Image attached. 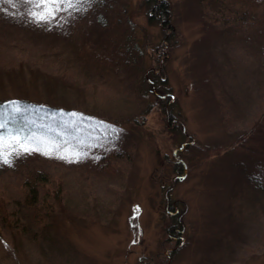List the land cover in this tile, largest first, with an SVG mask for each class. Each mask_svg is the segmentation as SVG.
Segmentation results:
<instances>
[{
    "label": "rangeland",
    "instance_id": "1",
    "mask_svg": "<svg viewBox=\"0 0 264 264\" xmlns=\"http://www.w3.org/2000/svg\"><path fill=\"white\" fill-rule=\"evenodd\" d=\"M214 1L0 0V103L96 115L72 122L87 136L61 163L13 152L17 169H56L63 203L46 234L8 232L0 264H264V16L253 42L220 23L249 0ZM161 2L157 20L146 3Z\"/></svg>",
    "mask_w": 264,
    "mask_h": 264
},
{
    "label": "trees",
    "instance_id": "2",
    "mask_svg": "<svg viewBox=\"0 0 264 264\" xmlns=\"http://www.w3.org/2000/svg\"><path fill=\"white\" fill-rule=\"evenodd\" d=\"M209 0H201L200 3L203 7L207 6ZM224 0H216V6ZM156 2V0H155ZM247 10L236 9L230 3L229 9L225 10L224 20H220V23L227 26L230 23V26L233 25L236 29L247 30L252 36V40L256 39L254 35L257 34L258 22H261L264 18V1L257 2L255 0L248 1ZM253 3H257L253 5ZM147 7L150 9L149 12L154 11L156 19L158 17H168L170 16L169 6L167 3H146ZM263 17V18H262ZM149 19L152 17L148 16ZM264 20V19H263ZM258 21V22H257ZM253 27H256L254 31ZM264 33L263 25L259 29V33ZM258 33V34H259ZM255 38V39H254ZM263 56L264 55H260ZM153 78V82H154ZM153 86V84H152ZM151 85L149 87H152ZM147 92V91H146ZM164 90L157 91V97L163 98ZM18 103V104H17ZM162 105L164 108L167 106V103L162 100ZM21 109L24 116V119H20L16 123H10L6 125L5 129H0V134L7 135L9 132L15 133L17 130L21 132V135L27 136L35 133L36 136L41 137L44 140H47L52 146V152L50 155L43 154L42 151L30 152V159L36 158L39 156L44 157L45 160L59 162L61 163L62 159L60 158L62 154L56 152L57 147H62L63 144H71L76 141H82L86 138L85 129L80 127H74L73 121L76 123H82L85 126L95 124L93 118H96V115H91L81 111L79 113L80 117L73 115L74 109L67 108L61 104H49L46 101H27L25 98L17 99L16 101H5L0 103V115L12 111L14 109ZM51 116V119L46 118L42 119V116ZM4 116V115H3ZM93 117V118H92ZM264 122V113L261 118L254 125L262 126ZM77 125V124H76ZM253 126V127H254ZM264 128V125L262 126ZM82 130V135L77 137V132ZM35 147L43 148V145L39 144L36 140L30 141ZM262 146H259L258 149L260 152H263V149H260ZM22 153V152H21ZM20 153V154H21ZM17 158V153L15 154ZM13 152L9 156L10 164L3 163L0 161V175L7 173H18L16 181L20 185L18 188V194L8 193L6 196L0 194V241L4 240V236L9 232L11 237H15L17 234H22L28 236L29 238L36 236L37 234H46L48 228L52 225L54 215L57 213L58 208H61L63 203V183L60 181V178L53 173H56V169L44 168L43 171L33 170L27 171L25 169H17L19 166ZM65 156V155H63ZM28 159V160H30ZM30 167H32L30 165ZM41 167V166H40ZM62 168V167H61ZM20 189V190H19ZM173 226L170 229V233L175 235H180L182 233L181 227L182 223L179 216H172ZM47 230V231H46ZM172 238V237H171ZM181 236L176 238L180 241Z\"/></svg>",
    "mask_w": 264,
    "mask_h": 264
},
{
    "label": "snow or ice",
    "instance_id": "3",
    "mask_svg": "<svg viewBox=\"0 0 264 264\" xmlns=\"http://www.w3.org/2000/svg\"><path fill=\"white\" fill-rule=\"evenodd\" d=\"M43 2V0H41ZM49 3H56V0H48ZM48 11V14L51 15L53 11L56 9H46ZM36 15V14H34ZM39 20H44V15H39L37 17ZM16 111H19V109H15ZM75 115V114H73ZM6 124L0 123V129H5ZM36 140L39 144L43 145V148L41 147H35L33 144L30 143V141ZM32 151H42L45 155H50L52 152V146L49 144L47 140L42 139L41 137L36 136L35 133H32L31 135L23 136L21 135V132L17 130L15 133L9 132L6 136L3 134H0V161L6 164H10L9 156L12 152H15L17 154L23 153H29ZM61 159H64L65 157L61 155Z\"/></svg>",
    "mask_w": 264,
    "mask_h": 264
}]
</instances>
